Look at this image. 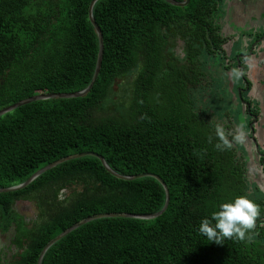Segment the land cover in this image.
Returning a JSON list of instances; mask_svg holds the SVG:
<instances>
[{"label":"trees","instance_id":"obj_1","mask_svg":"<svg viewBox=\"0 0 264 264\" xmlns=\"http://www.w3.org/2000/svg\"><path fill=\"white\" fill-rule=\"evenodd\" d=\"M91 1L0 0V109L89 85L98 54ZM220 2L98 0L92 16L103 55L90 91L0 117V189L56 160L92 152L116 174H152L168 191L158 217L90 221L52 245L41 264H264V195L235 141L236 115L218 107L224 96L236 106L229 93L236 83L213 79L220 60L229 71L234 59L225 61ZM125 78L113 103V86ZM237 195L261 209L247 239L216 244L201 236V219ZM20 201L34 204L37 221L15 211ZM165 201L152 177L118 179L93 156L66 161L21 190L0 193V240H9L0 241V264H37L50 240L87 217L153 215Z\"/></svg>","mask_w":264,"mask_h":264},{"label":"rangeland","instance_id":"obj_2","mask_svg":"<svg viewBox=\"0 0 264 264\" xmlns=\"http://www.w3.org/2000/svg\"><path fill=\"white\" fill-rule=\"evenodd\" d=\"M244 10V12H243ZM216 21L219 25L220 32L222 35L230 38V43L228 49H230L231 54L235 55L238 51H247L249 45L255 40V36L264 34V0H222L219 4V11L216 16ZM253 46V44H251ZM228 53H230L227 50ZM220 66L217 70V75L213 79L217 80V83L227 87L228 82L230 84L238 83L237 74L234 69L226 71L224 69L226 65L223 60L219 61ZM232 64V62H231ZM217 67V68H218ZM130 81V79H121L117 81L112 90L110 96V101L113 103L118 102L120 97V87L125 85ZM229 84V86H231ZM223 91V90H222ZM232 98L235 95V88L233 91L229 92ZM222 101L219 102L218 107L222 112L228 109L232 116L236 115L234 120V137L235 141L239 146V149L245 152L250 166L254 167V159L251 157L253 153L250 149V141L247 139V133L242 128L241 117L239 115V110L237 106L231 105L229 102V96L223 97ZM111 106V105H110ZM250 167V178L254 182L255 172ZM68 196V190L62 191L59 195V199L63 200ZM14 209L17 213L22 215L27 222L37 221L38 210L35 208L32 202H17L14 205ZM2 242L8 244L9 240L5 237L1 238Z\"/></svg>","mask_w":264,"mask_h":264},{"label":"flooded vegetation","instance_id":"obj_3","mask_svg":"<svg viewBox=\"0 0 264 264\" xmlns=\"http://www.w3.org/2000/svg\"><path fill=\"white\" fill-rule=\"evenodd\" d=\"M227 38L228 42L223 47L227 57L225 61L234 57L230 69L235 70L239 81L235 88L236 106L242 128L251 143V157L255 161L254 184L264 195V34L256 35L251 43L253 46L250 44L247 51H238L235 55L228 49L230 38Z\"/></svg>","mask_w":264,"mask_h":264},{"label":"water","instance_id":"obj_4","mask_svg":"<svg viewBox=\"0 0 264 264\" xmlns=\"http://www.w3.org/2000/svg\"><path fill=\"white\" fill-rule=\"evenodd\" d=\"M98 0H92L89 4L88 7V19L91 23V25L93 26L97 38H98V54H97V59H96V65H95V69H94V74L93 77L89 83V85L82 91L79 92H75V93H59V94H53V93H44V94H37L35 96H32L30 98L21 100L15 104L9 105L7 107H4L2 109H0V117L4 116L5 114L14 111L15 109L27 105L29 103L32 102H36V101H43V100H51V99H75V98H79V97H83L84 95H86L90 89L92 88L98 73H99V69L101 66V61H102V55H103V41H102V34L98 28V26L96 25V23L94 22L93 16H92V9L94 4L97 2ZM166 3L173 5V6H178V7H184L188 4L189 0H185L182 3H177L174 2L173 0H163ZM85 156H93L96 157L100 160L101 164L105 167V169L114 177L121 179V180H135V179H139V178H143V177H152L154 178L156 181H158L164 188L165 193H166V201H165V205L163 206V208L158 212L155 213L153 215H142V216H135V215H130V214H98V215H94V216H90L85 218L84 220L74 224L73 226H71L70 228L66 229L65 231H63L61 234H59L58 236H56L55 238H53L52 240H50L41 250L39 256H38V260H37V264H41L42 258L45 254V252L52 246L54 245L56 242H58L60 239H62L63 237H65L66 235H68L70 232H72L73 230L77 229L78 227L93 221V220H97V219H104V218H139V219H144V220H149V219H153L158 217L159 215H161L168 204V191L166 186L164 185L163 181L152 174H139V175H135V176H131V177H125V176H121L116 174L115 172L111 171L107 165L105 164L104 160L98 156L95 153L92 152H84V153H79V154H75V155H70L64 158H61L59 160H56L54 162H52L51 164L41 168L40 170L36 171L34 174H32L24 183L17 185V186H13V187H9V188H5V189H0V193H9V192H15L18 190H21L23 188H25L26 186H28L34 179H36L37 177H39L40 175H42L43 173H45L46 171L54 168L55 166L62 164L66 161H70V160H74V159H78L81 157H85Z\"/></svg>","mask_w":264,"mask_h":264},{"label":"clouds","instance_id":"obj_5","mask_svg":"<svg viewBox=\"0 0 264 264\" xmlns=\"http://www.w3.org/2000/svg\"><path fill=\"white\" fill-rule=\"evenodd\" d=\"M260 214L257 203L247 195H237L217 204L208 217L201 219L197 231L216 244H222L225 239L245 241Z\"/></svg>","mask_w":264,"mask_h":264}]
</instances>
